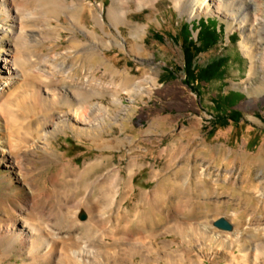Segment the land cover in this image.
<instances>
[{
    "label": "rangeland",
    "instance_id": "374dc122",
    "mask_svg": "<svg viewBox=\"0 0 264 264\" xmlns=\"http://www.w3.org/2000/svg\"><path fill=\"white\" fill-rule=\"evenodd\" d=\"M71 1L77 2L78 14L82 2L98 14L102 11L108 36L94 25L88 7L80 14L81 22L105 39H118L122 48L112 45L109 49H82L77 39L88 45L85 34L69 25L67 15L61 13L63 24L53 22L52 30L37 26L44 40L35 48V44L27 48L34 52L23 58H28L26 64L36 62L42 68H50L61 86L73 87L88 80L92 88L108 93L113 90L112 79L124 73L131 84L139 83L145 92L137 97L122 93L123 103L129 106L122 115L126 127L105 129L103 134L112 145L110 149L98 150L86 139L80 140L65 130L51 138L57 159L81 168L98 159L102 167L94 175L117 167L124 179L130 168L134 191L121 185L116 206L105 208L106 221L110 224L112 217L113 225L114 218L125 210L133 217L139 212H154V219L150 217L144 227L156 232L134 237L143 238L145 248L158 252L156 261L147 264H166L161 255L164 250L171 253L172 264H264V32L262 50L251 64L240 51L237 27L212 11H202L191 18L177 10L172 0H158L155 7L143 9H137L134 3L123 7L118 3L128 23L119 24L117 30L107 20L111 0H67ZM253 5L264 18V0H254ZM28 9L33 11V6ZM199 20H206L208 26L220 32L215 45L195 58V70L216 60L220 69L213 78L186 82L180 28L184 23L190 29L194 25L191 38L195 41ZM54 30L59 36L53 35ZM8 41L9 51L14 54L13 38L8 37ZM28 65H21L23 71L30 68ZM65 73L71 76L70 80H61ZM65 110L57 106L58 112ZM54 111L49 104H30L20 116L11 119L33 120ZM233 111L240 114L237 124L228 121L213 130L216 118L229 117ZM6 133L21 137L28 131L10 125ZM125 137L131 138L123 140ZM255 138L257 145L249 149L248 143ZM118 140L124 143L118 144ZM38 154L40 157L32 158L35 166L31 172L42 186L46 183L48 191L47 181L56 170L52 161L43 153ZM131 161L137 167H132ZM150 193L157 194L155 211L147 199ZM24 195L22 184L0 160V204ZM126 218L123 216L122 220ZM220 218L233 225L232 231H221L212 225ZM167 223L169 229L165 230ZM164 243H169L168 247ZM128 248L134 253L132 245ZM22 263L21 257L0 260V264ZM130 264L143 263L135 256Z\"/></svg>",
    "mask_w": 264,
    "mask_h": 264
},
{
    "label": "bare ground",
    "instance_id": "6f19581e",
    "mask_svg": "<svg viewBox=\"0 0 264 264\" xmlns=\"http://www.w3.org/2000/svg\"><path fill=\"white\" fill-rule=\"evenodd\" d=\"M157 1L111 0L107 20L119 30L118 25L128 23V20L118 3L121 6L134 3V7L143 9L155 7ZM172 2L177 10L187 13L191 18L202 11L221 15L239 30L240 51L251 64L257 52L260 54L264 18L256 13L254 0ZM30 6H33V11H29ZM79 6L78 14L75 13L78 7L75 1L0 0V160L13 172L25 192L20 199H7L0 204V260H9L12 256L16 259L21 257L22 264H130L133 257L137 256L143 264H147L156 261L154 256L158 252L145 248L143 238L134 237L156 232L144 227L154 212H139L133 217L125 210L122 215L114 218L113 225V219L110 218L111 229L106 221L105 208L112 204L116 206L121 185L124 188L126 186L130 192L134 191L130 168L126 179L117 167L94 175L102 167L98 159L86 163L82 168L74 167L70 162L57 159L58 153L51 141L58 133L70 130L77 138L86 139L98 150L110 149L112 145L103 134L105 129L126 127L122 115L129 111V106L123 103L122 93H131L132 97H137L145 92V88L139 83L131 84V79L124 73H120L116 80L112 79L113 90L110 93L92 88L88 80L85 84L73 87L61 86L50 68H42L36 62H29L28 65V58L27 62L23 60L26 55L34 52L27 48L33 44L35 48L40 45V40H44L43 32L37 26L52 30L53 22L63 24L61 13L67 15L69 25L85 34L88 45L77 39L82 49L92 51V46L109 49L112 45L122 48L118 39H105L81 22L80 14L88 7L94 25L101 29L104 36H108L104 29L102 11L98 14L91 5L84 2ZM55 34L59 36L56 30L53 32ZM8 37L13 38L14 54L9 51L11 43ZM138 47L143 51L141 44ZM91 59L89 62L93 61ZM21 65L30 68L23 71ZM62 77L64 81L71 79L67 73ZM94 97H99V100L95 101ZM30 104L39 107L49 104L55 111L33 120L12 121L15 119L12 117L20 116L22 109ZM57 106L65 107L66 110L58 112ZM10 125L28 133L12 137L6 133ZM29 134L32 139L28 137ZM123 140H118V144L124 143ZM38 152L52 161L56 170L47 181L48 191L45 190L46 183L42 186L31 172L35 166L32 158L40 157ZM130 165L137 167L134 161ZM147 199L155 211L157 194L150 193ZM123 216H127L126 220H122ZM167 225L169 223L164 226L165 230L169 229ZM164 244L166 247L169 245ZM130 245L134 253L128 248ZM122 246L127 249H120ZM161 255L166 264H172L169 251L164 250Z\"/></svg>",
    "mask_w": 264,
    "mask_h": 264
},
{
    "label": "trees",
    "instance_id": "16d2710c",
    "mask_svg": "<svg viewBox=\"0 0 264 264\" xmlns=\"http://www.w3.org/2000/svg\"><path fill=\"white\" fill-rule=\"evenodd\" d=\"M207 23L208 22L206 20H199L197 22L196 27L199 29V31L197 33V37L195 41L191 38V31L193 30L194 25L190 29L189 24L184 23L180 28V37L182 41V53H183V71L186 75V79H188L186 80V82H190V81L195 82L196 78H200V79H210V77L213 78L216 75V72H218V70L220 69L219 60L213 61L211 64L207 65L204 69L202 68L195 70V65L193 64L198 54L208 51L210 48H212L215 45L217 41V37H218L217 34L220 31H218L216 27L208 26ZM173 40L177 41V37H174ZM239 119H240V114L237 111H233L232 113H230L229 117L216 118L214 121L215 127L213 128V130L216 127L218 128L224 127L226 124H228V121L237 124L239 122ZM212 131L210 132V134H212ZM257 142L258 139L256 138L253 139L250 143H248L247 145L248 148L252 149L257 145Z\"/></svg>",
    "mask_w": 264,
    "mask_h": 264
},
{
    "label": "water",
    "instance_id": "95a60500",
    "mask_svg": "<svg viewBox=\"0 0 264 264\" xmlns=\"http://www.w3.org/2000/svg\"><path fill=\"white\" fill-rule=\"evenodd\" d=\"M81 218L83 219V216ZM212 225L218 230L225 231V232H230L233 229V225L223 218L213 221Z\"/></svg>",
    "mask_w": 264,
    "mask_h": 264
}]
</instances>
